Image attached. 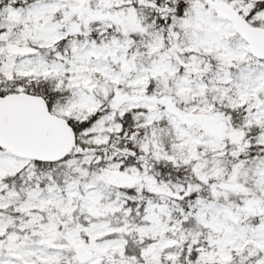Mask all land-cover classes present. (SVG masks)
I'll list each match as a JSON object with an SVG mask.
<instances>
[{"label":"snow or ice","instance_id":"obj_1","mask_svg":"<svg viewBox=\"0 0 264 264\" xmlns=\"http://www.w3.org/2000/svg\"><path fill=\"white\" fill-rule=\"evenodd\" d=\"M0 264H264V0H0Z\"/></svg>","mask_w":264,"mask_h":264}]
</instances>
